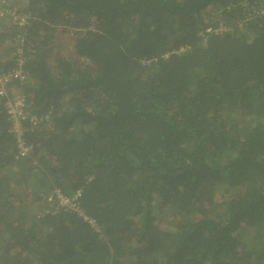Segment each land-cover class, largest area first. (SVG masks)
<instances>
[{"label":"trees","instance_id":"16d2710c","mask_svg":"<svg viewBox=\"0 0 264 264\" xmlns=\"http://www.w3.org/2000/svg\"><path fill=\"white\" fill-rule=\"evenodd\" d=\"M18 8L25 29L0 22V74L19 44L26 74L0 94V264H264V0ZM16 92L45 117L22 122L27 155ZM78 189L86 218L46 212Z\"/></svg>","mask_w":264,"mask_h":264},{"label":"built area","instance_id":"2783aa9c","mask_svg":"<svg viewBox=\"0 0 264 264\" xmlns=\"http://www.w3.org/2000/svg\"><path fill=\"white\" fill-rule=\"evenodd\" d=\"M19 6H16L14 0L13 2L11 0H0V22L1 21H7L10 25L15 26L19 30L25 29L27 24L29 23V14L23 13L19 10ZM17 40L21 43L22 38V32H19L17 35ZM22 53L23 49L22 46L19 44L16 46V60H17V66L11 70H8L4 73L0 74V94H5L4 87L7 85V83L13 79H20L24 80L26 78V74L23 71L21 64H22ZM24 105V98L21 93L16 92L12 94L11 98L6 101V107L8 109V112L11 113V125L9 128V131L15 134L16 141H17V148L21 155H27L29 151V146L26 145L24 139L22 140V122H29L32 125L38 124L40 121H42L45 117H37L34 114H27L23 112L21 109ZM80 190H76L75 195L68 196L59 190H56L53 194H47L46 196V204L48 205V208L46 209V212H51L50 206L53 204L54 201H56L55 209L61 208V207H73L74 211L80 215L84 216L82 211H80L79 208V200L80 197ZM57 210V209H56ZM55 210V211H56ZM91 223L90 225H94V221L92 219L89 220Z\"/></svg>","mask_w":264,"mask_h":264},{"label":"rangeland","instance_id":"374dc122","mask_svg":"<svg viewBox=\"0 0 264 264\" xmlns=\"http://www.w3.org/2000/svg\"><path fill=\"white\" fill-rule=\"evenodd\" d=\"M16 6H20V0H14ZM7 23V22H5ZM8 24V23H7ZM54 41L60 45V52L62 55L70 54L72 49V39L76 36V31L71 29L61 30L60 28L55 32ZM37 206V205H36Z\"/></svg>","mask_w":264,"mask_h":264}]
</instances>
